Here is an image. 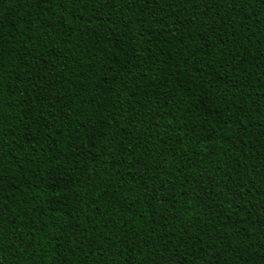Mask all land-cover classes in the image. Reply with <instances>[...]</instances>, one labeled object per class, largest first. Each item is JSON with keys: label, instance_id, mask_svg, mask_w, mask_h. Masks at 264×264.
<instances>
[{"label": "trees", "instance_id": "1", "mask_svg": "<svg viewBox=\"0 0 264 264\" xmlns=\"http://www.w3.org/2000/svg\"><path fill=\"white\" fill-rule=\"evenodd\" d=\"M0 264H264V0H0Z\"/></svg>", "mask_w": 264, "mask_h": 264}]
</instances>
